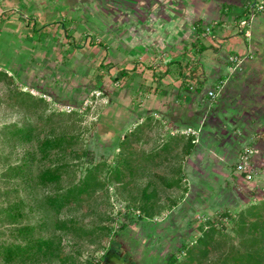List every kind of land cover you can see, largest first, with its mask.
Segmentation results:
<instances>
[{
    "label": "crops",
    "instance_id": "obj_1",
    "mask_svg": "<svg viewBox=\"0 0 264 264\" xmlns=\"http://www.w3.org/2000/svg\"><path fill=\"white\" fill-rule=\"evenodd\" d=\"M255 1L0 0V70L57 103L103 92L105 151L156 122L161 171L183 166L185 187L226 183L231 169L232 180L243 178L239 153L264 127V12L250 20ZM254 162L264 164L261 155ZM173 188L160 197L178 199L171 210L180 213L190 188Z\"/></svg>",
    "mask_w": 264,
    "mask_h": 264
},
{
    "label": "rangeland",
    "instance_id": "obj_2",
    "mask_svg": "<svg viewBox=\"0 0 264 264\" xmlns=\"http://www.w3.org/2000/svg\"><path fill=\"white\" fill-rule=\"evenodd\" d=\"M16 86L36 97H42L46 100V105L28 112L15 103L10 96V89ZM102 95L103 92L96 90L81 104L74 105L73 111L66 112L60 109L62 103L49 100L34 89L24 87L15 78L14 83L8 80L0 81V140L2 143L0 211L17 203L23 213V217L13 224L5 219L4 212H0V239L8 242H24V238L13 236L12 231L13 228L22 225L34 226V237L55 239L54 254L42 256L34 261H18L14 264H92L103 256H106L104 264H167L172 253L184 262L186 256L181 252L183 249L181 250L180 247L183 242L190 243L199 237L200 225L210 221L215 224L218 234L222 232L234 235L233 214L242 207L264 199V164L262 166L255 164L259 173L251 181H246L242 177L232 180L234 174L231 169L232 177L226 183L202 184L194 187L189 184L191 198L186 201L184 206L186 209L180 206V213L177 210H171L155 218H149L143 214L140 219L141 211L136 205L140 203L142 188L148 181L154 182L153 184L160 191L159 198L165 202V199L160 197L163 185L157 173L166 178L172 175L175 177L176 169L166 168L161 171L163 168L160 169V156L150 159L151 161L147 160L146 155L159 149L160 143H163L160 142V125L156 122L149 124L148 127L139 124L143 126L140 129L142 131L139 134L140 141L135 143L140 163L139 169L127 176V181L109 180V167L115 164L121 151L119 147L114 151L104 150L105 147L111 148L109 144L112 131L109 126L112 122L101 118V113L105 111L107 105L105 103H108L105 98L104 103L98 102L97 97ZM44 111L45 115H51V119L47 116L41 118V113ZM26 121L38 126L33 141H18L7 137L5 125L18 123L21 126ZM136 127H131V130H135ZM260 129L263 130L264 127ZM128 132L130 130H127L122 137ZM62 133L79 134L80 140L75 143L74 149L81 153L84 148H88L91 152L89 158L75 159L70 154L71 151H67L69 155L63 160L57 155L60 151H54L48 155L39 152L28 174H32L29 176L32 179L27 178L28 175L4 176L10 166L22 162L27 151L37 150L39 137ZM262 139L264 140V133ZM260 155L264 162V147L255 156L254 161ZM62 161L69 162L71 167L63 173L59 181L48 186L38 184L37 175L45 165H56ZM104 161L107 166L100 172V179L104 182L103 187L79 201H73L71 205H65L59 209L48 207L45 199L47 194L64 190L71 183H78L90 167L89 163L96 164ZM186 184L187 182L183 181L182 188L174 187V193L180 195ZM224 212H228L231 216L222 215ZM68 219L76 220L74 226L62 227L61 221ZM123 223L126 226L121 228ZM102 225L112 227L113 232L107 236L106 231L101 229ZM81 228L86 231H82ZM114 232H116L115 235ZM112 240L115 242L113 243ZM234 241L238 243L237 238ZM0 264H2L1 261Z\"/></svg>",
    "mask_w": 264,
    "mask_h": 264
},
{
    "label": "trees",
    "instance_id": "obj_3",
    "mask_svg": "<svg viewBox=\"0 0 264 264\" xmlns=\"http://www.w3.org/2000/svg\"><path fill=\"white\" fill-rule=\"evenodd\" d=\"M4 80L14 83L13 77L0 70V81ZM9 92L12 100L21 105V107H24L28 112L30 110H37L42 105H46V100L42 97H36L32 93L20 89L17 86L10 89ZM41 114V118L47 116L48 119H51V115H45V111ZM147 125H149V122L144 124V126ZM37 127L34 123L26 121L21 126L18 123H10L5 125L4 129L9 139L31 142L35 137ZM142 127V125H138L135 130H131L120 138L117 146L121 153L117 156L115 164L109 167V180L114 182L127 181L126 177L130 176L133 171L139 169L140 163L135 143L140 141L141 137L139 134L142 132L140 130ZM256 133L258 134L256 135L257 138L252 144L261 150L264 147V140L262 139L264 131L258 129ZM180 136L178 139H183L182 135ZM189 138L192 142L195 140L193 137ZM79 140V134L67 133L60 135L47 134L39 137L37 150L32 149L27 151L22 162L10 166L7 172L4 173V176H27L32 170V164L39 152L43 155H48L54 151H60L57 155L63 160L69 155L67 151H71L70 154L75 159L82 157L89 158L91 152L88 148H84L81 153L77 149H74L75 143ZM191 150L193 148H187L184 154H188ZM157 156H160V148L146 155L147 159L151 160ZM89 165L90 167L87 168L84 177L78 183H71L64 190H57L46 195L45 199L48 207L59 209L65 205H71L73 201H79L84 196L90 195L98 188L104 186V182L100 179V172L105 169L107 163L105 161L96 164L91 162ZM70 167L71 164L66 161H62L56 165H45L37 175V182L42 186L55 183L62 178L63 173ZM157 175L160 177L159 172ZM29 176H32V174L28 175L27 178ZM183 176V166H180L176 171V176L172 179L160 178L163 189L167 190L173 187L182 188ZM153 183L152 181H148L142 188L140 203L138 202L139 205H136L141 211L140 219L143 214L149 218H155L178 205L179 201L175 198H168L164 200L165 202H162L159 198V188ZM186 189H188L187 186L182 191L184 192ZM0 212H4L5 219L13 224L17 223L23 217V213L17 203L2 208ZM222 215L231 216L228 212H224ZM232 219L235 226L234 235L222 232L218 234L214 227L215 224L207 221L206 224L200 225L201 233L198 238L192 240L190 243H182L180 249H183L181 252L186 256L185 261L181 262L179 257L172 253L167 264H264V199L251 203L249 206L242 207L233 214ZM75 222V219H68L61 221V226L70 228V226H74ZM125 226V223H123L120 227ZM83 228L81 230L85 232L86 230ZM101 229L106 231L107 236L113 232L110 226L102 225ZM12 231L13 236L16 238H24L25 241L8 242L0 239V261L2 264H14L15 262L26 260L34 261L42 256L54 254L55 239L51 237H34V226L22 225L18 228H13ZM115 234L116 232H114ZM235 238L238 239V243L234 241ZM112 242L114 243L115 241L112 240ZM105 258L106 256H103V258L92 262V264H104Z\"/></svg>",
    "mask_w": 264,
    "mask_h": 264
},
{
    "label": "built area",
    "instance_id": "obj_4",
    "mask_svg": "<svg viewBox=\"0 0 264 264\" xmlns=\"http://www.w3.org/2000/svg\"><path fill=\"white\" fill-rule=\"evenodd\" d=\"M257 12H264V0L255 1L254 6L252 8L250 20H253L255 18ZM247 22L248 21L246 20H242L240 22V26L243 27L247 25ZM230 61L236 63V66H238L242 62V60L237 56H231ZM208 94L210 97L214 98L217 95V91L214 89H210L208 91ZM60 109L66 112H71L75 109V106L70 104H62L60 106ZM200 130H201L200 128L196 129L193 127H188L184 129L183 132L188 135L194 134L197 136L199 135ZM1 149H2V143L0 140V153H1ZM259 153H260V148L255 145H247L243 147V149L239 153L238 160L235 164V170L236 172L241 174L246 181H251L259 173V170L256 169V165L254 162L255 156H257Z\"/></svg>",
    "mask_w": 264,
    "mask_h": 264
},
{
    "label": "flooded vegetation",
    "instance_id": "obj_5",
    "mask_svg": "<svg viewBox=\"0 0 264 264\" xmlns=\"http://www.w3.org/2000/svg\"><path fill=\"white\" fill-rule=\"evenodd\" d=\"M113 249H114V245H113ZM113 249H112V250H113Z\"/></svg>",
    "mask_w": 264,
    "mask_h": 264
}]
</instances>
